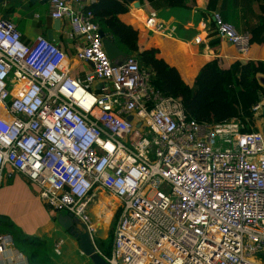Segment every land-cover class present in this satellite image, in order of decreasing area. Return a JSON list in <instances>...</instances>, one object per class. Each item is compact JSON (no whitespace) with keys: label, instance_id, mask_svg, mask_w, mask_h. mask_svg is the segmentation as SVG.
I'll list each match as a JSON object with an SVG mask.
<instances>
[{"label":"built area","instance_id":"obj_1","mask_svg":"<svg viewBox=\"0 0 264 264\" xmlns=\"http://www.w3.org/2000/svg\"><path fill=\"white\" fill-rule=\"evenodd\" d=\"M94 1L47 3L77 40L75 57L91 64L82 76L57 44L44 35L27 44L0 16V181L27 176L43 202L85 224L93 243V190L114 195L110 256L96 247L109 264H264V100L252 107L250 131L237 118L188 120L135 57L111 62ZM212 20L236 58H247L249 33L216 10ZM143 26L155 31L154 16ZM11 245L0 234V255Z\"/></svg>","mask_w":264,"mask_h":264},{"label":"crops","instance_id":"obj_2","mask_svg":"<svg viewBox=\"0 0 264 264\" xmlns=\"http://www.w3.org/2000/svg\"><path fill=\"white\" fill-rule=\"evenodd\" d=\"M19 2L21 6L25 4L31 6V18L24 16L20 9L15 10L14 13L0 11V16L15 24L25 43H31L37 35L47 37L46 33L50 31L51 41L69 56V68L72 75L82 76L90 70L89 62L78 60L75 57L77 40L70 34L68 23L65 20H59V24L55 26L54 18H51L47 12L48 1L43 4L46 14L42 16L38 14L42 4L38 2L32 4L28 0H19ZM7 4L8 0H0V5L6 6ZM215 10L222 17L227 18L239 32L250 33L252 29H259L260 24L264 23V17L256 0H217L214 7H211L209 0H190L187 7H165L153 14L146 13L142 7L134 8L129 5L132 22L138 24L143 31L140 39L141 48L157 47L160 56L175 66L188 83L192 81L207 59L218 57L228 64L236 58L232 44L215 32L212 20V12ZM151 15L155 18L157 26L155 31L143 26L145 17ZM15 22H18L17 25ZM196 36L200 38L198 43L195 41ZM247 59L255 60L260 71L264 72L262 68L264 41H254L250 44L248 56L244 60ZM93 89L97 88L93 86ZM39 191L40 187L21 173L0 181V229L3 228V221L9 220L19 232L15 233L18 235V245L13 235L3 233L12 237V245L0 255V264H36L37 262L35 263L32 257L44 256L50 259L46 251L47 244L50 245L55 255L61 256V248L66 243L72 251L76 252L82 264H93L91 259L81 252L77 241L71 234V230L80 229L82 223L70 219L69 214L65 212L54 211L39 198ZM113 199L117 198L104 189L95 188L89 202H93L91 211L93 212L95 206L98 205L97 212L104 214L106 207L103 201ZM108 213L111 214V212ZM97 221L100 223V220ZM100 224L104 228L107 223ZM34 240L43 241L44 245L37 246ZM55 244L59 245L57 253L53 251ZM33 250H38V254L33 256ZM29 258H32V263Z\"/></svg>","mask_w":264,"mask_h":264},{"label":"trees","instance_id":"obj_3","mask_svg":"<svg viewBox=\"0 0 264 264\" xmlns=\"http://www.w3.org/2000/svg\"><path fill=\"white\" fill-rule=\"evenodd\" d=\"M188 1L190 0H141V4L142 9L149 14L165 7L184 8L187 7ZM216 1L209 0L211 7H214ZM256 1L264 17V0ZM89 8L103 32V38L125 52L127 57H135L140 68L151 73V85L156 90L181 101L188 120H194L200 124H215L237 118L243 124L241 131L254 129L250 127L254 123L252 107L264 98V91L255 77V74L260 71L255 60L235 58L225 64L218 57L209 58L188 83L175 66L160 56L157 47L141 48L140 39L143 31L138 24L132 22L129 5L125 0H95ZM222 18L228 21L227 18ZM249 36L250 44L254 41H264V23L260 24L259 29H252ZM262 68L264 70V62ZM105 203L107 202L104 200L103 204ZM97 210L98 205L93 210L96 219L99 216ZM98 220L100 223H106L102 218ZM3 222L0 234L13 235L18 245V235L15 234L19 233L17 227L9 220ZM19 238H22L21 235ZM112 239L113 234L108 254L103 253L98 247L103 256H110ZM34 242L37 246L44 245L40 240H34ZM33 252V256L38 254V250ZM32 258L35 263H43L49 259L44 256ZM32 258H29L30 263Z\"/></svg>","mask_w":264,"mask_h":264},{"label":"water","instance_id":"obj_4","mask_svg":"<svg viewBox=\"0 0 264 264\" xmlns=\"http://www.w3.org/2000/svg\"><path fill=\"white\" fill-rule=\"evenodd\" d=\"M30 3H35L38 2L40 4H44L49 0H28ZM128 5L134 7V8H141L142 4H141V0H125ZM54 24L55 26H57V24H59V19H54ZM101 35L103 36V32L100 30ZM47 38L49 40H51V36H50V31H48L47 33ZM103 45L105 48V51L109 57V59L111 60V62H116V63H122L123 61L126 60L127 58V54L125 52H123L122 50H120L119 48H117L116 45H114L111 41L106 40L105 38H103ZM255 77L258 81V84L260 85V87L263 89L264 91V72L262 71H258L255 74ZM102 82L98 81L96 82L93 86L95 88H99L101 87ZM261 113L263 116V123H262V133L264 134V105L262 106L261 109ZM128 119H131V116H128ZM91 205L88 206V214L91 218V221L93 223H96V218L91 215ZM69 217L70 219H73L75 222L79 221L81 222L76 216H74L73 214L69 213ZM82 226L80 229L75 228L74 230H71V234L73 235V237L75 238V240L77 241V244L81 250V252L88 256L93 264H109L107 262V260L97 251L95 244L91 241L90 236L86 230L85 224L83 222H81ZM95 234L96 237L99 239H105L107 238V224L106 226L103 228L97 221V225L95 227Z\"/></svg>","mask_w":264,"mask_h":264},{"label":"rangeland","instance_id":"obj_5","mask_svg":"<svg viewBox=\"0 0 264 264\" xmlns=\"http://www.w3.org/2000/svg\"><path fill=\"white\" fill-rule=\"evenodd\" d=\"M34 4V3H32ZM45 4V3H44ZM1 10L4 12H15V10H21V12L24 14V16H27V18H31L32 13L31 12V6L30 5H20L19 0H8V4L6 6L4 5H0ZM43 10V11H42ZM40 12H38L39 15H44L46 14V12L44 11V5L42 4V8L41 10H39ZM17 21V20H14ZM16 25L18 22H15ZM95 189V188H94ZM94 191V190H93ZM93 202L90 203V205ZM105 211L103 212L104 214L97 212V214L99 215L96 219V221L99 218H102L103 220L106 221L107 223V239H100L99 238H95V244L97 247H99V249L103 252L108 254L110 252V243H111V237L112 234L114 232V227L116 225V221H117V216H118V209H119V203L117 199H113V200H108L107 203L104 204ZM103 206V207H104ZM92 208V206H91ZM112 211L110 215H108V212ZM95 224V223H94ZM47 254L48 256H50V259H47L45 262L43 263H36V264H82L76 255V252L72 251V248L68 245V243L64 244L61 248L62 251V255L61 256H57L55 255L52 250L50 249V245L47 244ZM54 251V249H53ZM55 252V251H54ZM57 253V252H55ZM60 253V250H59ZM58 253V254H59ZM92 262V261H91Z\"/></svg>","mask_w":264,"mask_h":264},{"label":"bare ground","instance_id":"obj_6","mask_svg":"<svg viewBox=\"0 0 264 264\" xmlns=\"http://www.w3.org/2000/svg\"><path fill=\"white\" fill-rule=\"evenodd\" d=\"M141 12V11H140ZM91 215L93 216V218L95 217L94 213L91 211ZM96 218V217H95ZM97 225V221L95 223ZM96 227V226H95Z\"/></svg>","mask_w":264,"mask_h":264},{"label":"clouds","instance_id":"obj_7","mask_svg":"<svg viewBox=\"0 0 264 264\" xmlns=\"http://www.w3.org/2000/svg\"><path fill=\"white\" fill-rule=\"evenodd\" d=\"M89 205H90V203H89ZM67 214H69V213H67ZM95 238H97V237H95ZM94 243H95V239H94ZM95 247H97L96 244H95ZM97 248H98V247H97Z\"/></svg>","mask_w":264,"mask_h":264}]
</instances>
